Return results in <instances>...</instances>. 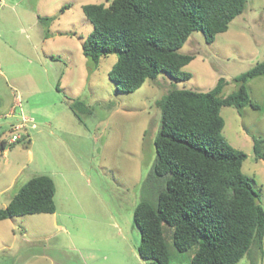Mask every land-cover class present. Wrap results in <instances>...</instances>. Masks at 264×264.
I'll return each instance as SVG.
<instances>
[{
	"label": "rangeland",
	"instance_id": "rangeland-1",
	"mask_svg": "<svg viewBox=\"0 0 264 264\" xmlns=\"http://www.w3.org/2000/svg\"><path fill=\"white\" fill-rule=\"evenodd\" d=\"M111 2L0 0V207L33 177L49 176L56 188L54 214L0 222V264H152L138 253L134 209L156 203L163 186L151 177L157 101L173 89L210 91L221 78L226 97L238 76L264 61V0H249L213 43L191 34L181 49L196 56L184 68L190 80L163 74L134 93L118 92L110 79L118 55L95 64L83 54L93 24L82 7ZM247 88L258 109L222 108L223 137L247 155L243 173L264 209V160L253 150L254 138H264V75ZM76 100L84 104L78 115L69 107ZM169 243L171 264H192L194 249L180 253ZM263 254L253 247L237 264H262Z\"/></svg>",
	"mask_w": 264,
	"mask_h": 264
},
{
	"label": "trees",
	"instance_id": "trees-1",
	"mask_svg": "<svg viewBox=\"0 0 264 264\" xmlns=\"http://www.w3.org/2000/svg\"><path fill=\"white\" fill-rule=\"evenodd\" d=\"M248 2L112 0L108 6L87 4L82 10L93 30L83 42V54L95 64L101 57L118 55L110 72L118 92L134 93L163 74L175 82L188 81L192 74L184 68L196 56L181 49L191 34L202 32L206 43H213L245 12ZM263 75L264 61L238 76V89L226 97L221 96L226 85L221 78L210 91L173 89L157 101L161 129L151 177L163 186L156 203L141 201L134 209L143 261L171 264L169 241L180 253L194 249L192 264H237L253 247L263 252L264 209L259 193L243 173L247 155L223 137L225 121L220 111L247 105L258 109L247 82ZM83 106L79 100L69 105L76 115ZM253 150L257 160H264V138H254ZM53 182L46 175L30 179L7 207H0V222L54 214Z\"/></svg>",
	"mask_w": 264,
	"mask_h": 264
},
{
	"label": "crops",
	"instance_id": "crops-1",
	"mask_svg": "<svg viewBox=\"0 0 264 264\" xmlns=\"http://www.w3.org/2000/svg\"><path fill=\"white\" fill-rule=\"evenodd\" d=\"M263 249H264V246H263ZM261 261H262L261 263L264 264V254H263V256H262Z\"/></svg>",
	"mask_w": 264,
	"mask_h": 264
},
{
	"label": "built area",
	"instance_id": "built-area-1",
	"mask_svg": "<svg viewBox=\"0 0 264 264\" xmlns=\"http://www.w3.org/2000/svg\"><path fill=\"white\" fill-rule=\"evenodd\" d=\"M19 136H14L13 137V140H17Z\"/></svg>",
	"mask_w": 264,
	"mask_h": 264
}]
</instances>
